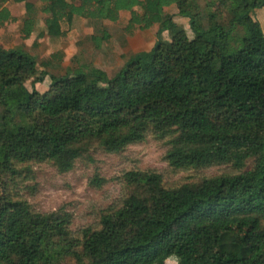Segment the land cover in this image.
Returning <instances> with one entry per match:
<instances>
[{
	"label": "trees",
	"instance_id": "16d2710c",
	"mask_svg": "<svg viewBox=\"0 0 264 264\" xmlns=\"http://www.w3.org/2000/svg\"><path fill=\"white\" fill-rule=\"evenodd\" d=\"M14 1L25 4L27 40L38 18L33 4ZM214 1L226 22L196 0H39L49 38L65 37L75 17L116 23L129 13L125 33L157 26L156 41L112 79L95 68L52 77L45 94L25 87L44 81L34 56L0 50V176L31 161L67 173L90 144L119 152L149 133L168 139L174 170L254 164L173 189L156 173H127L137 191L81 241L69 238L66 219L12 202L0 208V264L45 263L57 243L70 254L79 249L88 264H264V34L252 18L264 0ZM8 2L0 0V26L16 22ZM176 17L188 20L193 39Z\"/></svg>",
	"mask_w": 264,
	"mask_h": 264
},
{
	"label": "rangeland",
	"instance_id": "374dc122",
	"mask_svg": "<svg viewBox=\"0 0 264 264\" xmlns=\"http://www.w3.org/2000/svg\"><path fill=\"white\" fill-rule=\"evenodd\" d=\"M27 1L33 4V12L38 18L36 32L27 40L21 37L25 4L9 0L6 7L16 22L0 26V50L21 48L36 58L38 73H45V77L42 83L34 86L31 85L34 78L27 81L25 87L29 92L35 90L45 94L52 77L88 72L93 68L105 72L112 79L133 55L150 51L156 41L157 26L137 30L132 35L125 33L129 13H122L116 23L91 22L75 17L65 37L49 38L44 32L45 16L40 12L41 3L39 0ZM196 3L202 11L210 9L206 14L214 12L221 21H227V12L214 0H196ZM136 10L141 11L139 8ZM173 10L176 11L173 7L168 12ZM252 18L259 23L264 34V8L256 9ZM175 20L189 39H193L188 20L179 17ZM237 35L241 33L238 31ZM167 37L164 33L163 38L167 40ZM96 39H101L99 46ZM110 88L114 92L117 90L115 85H110ZM167 140L157 139L149 133L143 140L129 144L119 152L106 151L93 143L67 173H60L51 161L19 164L16 175L0 176V208L22 201L35 213L62 217L69 223V238L81 241L84 230L100 228L99 219L103 212L119 208L125 198L137 191V188L126 184L124 176L127 173H156L165 188L173 189L183 184H199L205 178L235 175L254 164L250 159L240 169L224 164L174 170L165 160ZM94 179L101 180L100 185L93 182ZM74 251L75 255L67 253L65 246L57 243L46 256L47 262L40 264H88V260L80 256L79 249ZM166 264L177 263L175 259H169Z\"/></svg>",
	"mask_w": 264,
	"mask_h": 264
}]
</instances>
